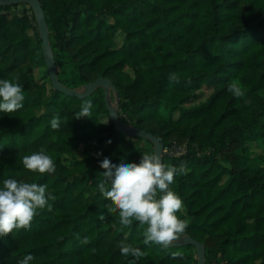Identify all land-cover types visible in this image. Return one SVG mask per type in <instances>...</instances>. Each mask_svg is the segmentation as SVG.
I'll use <instances>...</instances> for the list:
<instances>
[{"label": "trees", "instance_id": "16d2710c", "mask_svg": "<svg viewBox=\"0 0 264 264\" xmlns=\"http://www.w3.org/2000/svg\"><path fill=\"white\" fill-rule=\"evenodd\" d=\"M39 1L65 86L109 77L123 121L152 131L165 149L186 144L185 153L163 159L183 167L170 185L187 224L178 238L203 242L207 264H264V164L255 162L264 163V0ZM42 66L32 8L0 6V79L22 85L25 97L22 109L0 113V181L42 184L55 197L28 228L0 239V264L29 254L30 264H198L193 246L157 245L146 241L147 225L120 223L98 188L106 171L99 160L130 162L136 150L152 148L116 131L104 89L84 99L66 95L52 88L48 73L35 75ZM231 83L260 96V108L234 97ZM204 86L212 94L185 107ZM85 101L92 103L90 118H75ZM53 117L58 129L51 128ZM251 131L255 141L242 147L239 137ZM39 151L52 157L54 172L23 167V156ZM121 242L141 257L121 255Z\"/></svg>", "mask_w": 264, "mask_h": 264}, {"label": "clouds", "instance_id": "9594fccd", "mask_svg": "<svg viewBox=\"0 0 264 264\" xmlns=\"http://www.w3.org/2000/svg\"><path fill=\"white\" fill-rule=\"evenodd\" d=\"M228 91L234 97L243 96L236 83H231ZM23 86L7 79H0V113L12 114L24 107ZM91 101H85L75 118H90ZM52 129L60 127L59 118L50 121ZM22 165L33 173L55 171L52 157L43 151L24 155ZM99 163L106 168L105 179L98 181V188L104 197L110 198L113 210H118L120 223L128 226L133 220L147 225L145 239L157 245L176 240L186 229V221L177 212L183 201L170 185L174 177L183 172V167L164 163L160 156L151 152L142 153L139 163L129 162L121 157L118 161L103 156ZM110 181V182H109ZM46 186L15 178L0 181V239L17 229H26L40 209L51 207L54 200ZM87 239V237H85ZM121 255L131 254L137 260L142 253L121 242ZM31 254L24 256L18 264H30Z\"/></svg>", "mask_w": 264, "mask_h": 264}, {"label": "water", "instance_id": "95a60500", "mask_svg": "<svg viewBox=\"0 0 264 264\" xmlns=\"http://www.w3.org/2000/svg\"><path fill=\"white\" fill-rule=\"evenodd\" d=\"M14 4H25L32 8L35 15L40 39L42 40L43 56L45 58L48 75L51 79L52 88L56 91L65 93L66 95L84 99L91 96L97 89L102 88L105 92V100L107 109L114 123L115 129L119 133H123L130 137L142 138L153 144L154 154L164 159V143L152 131L134 126L123 121L120 117V96L117 88L109 77H98L94 81L84 84L79 88H69L65 86L59 79L55 54L50 40V31L47 23L46 15L42 4L39 0H0V6H8ZM166 247L193 246L197 254L198 264H207L206 262V245L193 238L191 235H184L171 241L168 244H162Z\"/></svg>", "mask_w": 264, "mask_h": 264}, {"label": "rangeland", "instance_id": "374dc122", "mask_svg": "<svg viewBox=\"0 0 264 264\" xmlns=\"http://www.w3.org/2000/svg\"><path fill=\"white\" fill-rule=\"evenodd\" d=\"M122 39H123L122 34L117 35V44H116V46L121 44ZM46 73H48V71H47V68L45 66L35 68V75L37 77L43 76ZM239 87H240L241 91L243 92V96H241V98L243 100H245L246 103L249 104L253 108V110H255V111L258 110L260 108V106H261V97L260 96L255 97V96L252 95L253 92H251L250 90L244 89L240 85H239ZM211 94H212V89L204 86L203 87V91L199 94V96L197 98H195L194 100H192L189 104H186L185 107H190L193 104H196V103H199L201 101H204ZM256 136H257L256 132L251 131V132H249L247 134L245 133L244 135L240 136L238 142L241 144L242 147L251 146L252 143L255 140H250V139H256ZM142 145H148L149 147L152 148V150H150L149 152H151V153L154 152L153 144H151L150 142H148L146 140H143L141 146ZM185 145L186 144H183L182 146H185ZM235 147H236V145L232 146V148H235ZM174 151H176V148L168 147L167 149L164 150V154L173 153ZM253 152L255 153V155L257 157H260V155H262V153H263V150H262V148L259 147L257 149H254ZM81 156H82L81 150H78V151L75 152V158H81ZM134 156L135 157L130 159V162L139 163V161H140V159L142 157L141 152L139 150H136V153H135ZM255 162L258 165L264 164L261 158L260 159L256 158ZM194 260H197L196 251H194ZM222 262H224V261L213 260L211 264H221Z\"/></svg>", "mask_w": 264, "mask_h": 264}, {"label": "built area", "instance_id": "2783aa9c", "mask_svg": "<svg viewBox=\"0 0 264 264\" xmlns=\"http://www.w3.org/2000/svg\"><path fill=\"white\" fill-rule=\"evenodd\" d=\"M174 148H176V151H174L173 153L176 154V155L183 154V153L186 152V148H185V146L174 147ZM221 264H225V263L222 262Z\"/></svg>", "mask_w": 264, "mask_h": 264}]
</instances>
